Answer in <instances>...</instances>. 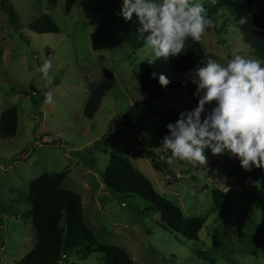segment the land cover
Returning <instances> with one entry per match:
<instances>
[{
  "label": "rangeland",
  "instance_id": "rangeland-1",
  "mask_svg": "<svg viewBox=\"0 0 264 264\" xmlns=\"http://www.w3.org/2000/svg\"><path fill=\"white\" fill-rule=\"evenodd\" d=\"M42 15L57 32L30 29ZM212 19L215 27L200 41L204 57L175 74L167 59L149 63L145 48H134L124 30L97 12L93 0H0V114L12 106L18 112L16 135L0 139V264L22 260L34 246L28 185L43 173L56 172L66 173L60 187L80 196L84 222L96 242L123 248L134 264H264V169L255 180L259 186L252 188L250 171L233 174L237 159L228 154L206 149V165L163 160L166 173L156 171L138 150L142 137L160 158V115L168 108L180 114L192 99L186 90L169 87L163 97L147 102L136 73L187 83L189 73L209 57L220 63L236 54L258 58L232 16ZM46 59L53 65L50 85L39 72ZM108 75L114 85L93 118H87L88 94ZM48 91L54 94L51 104L45 100ZM112 155L127 157L184 217L205 218L198 240L168 233L159 226L158 213L143 210L146 202L106 188L102 176ZM213 187L228 193L225 213L214 209ZM89 249L84 244L70 250L57 264H102V254Z\"/></svg>",
  "mask_w": 264,
  "mask_h": 264
},
{
  "label": "trees",
  "instance_id": "trees-1",
  "mask_svg": "<svg viewBox=\"0 0 264 264\" xmlns=\"http://www.w3.org/2000/svg\"><path fill=\"white\" fill-rule=\"evenodd\" d=\"M98 13L107 14L109 19L116 23L124 32L126 38L134 48L144 47V37L141 35L135 14L131 20H125L121 15L122 0H93ZM208 16L230 15L234 26L241 32L244 42L250 52L258 58L264 59V0H204ZM12 9H10L11 12ZM247 17V23L240 25L237 21ZM30 29L37 33L57 32V26L46 15L40 16L30 24ZM146 35V34H144ZM186 51L178 56H169L168 67L171 72L181 74L192 68L205 55V48L201 42L187 41ZM136 81L145 90L147 102H152L166 94L169 87H178L186 90L192 104L186 111L193 110L198 105L199 97L194 95L196 86L190 82L170 83L162 87L158 77L153 78L149 71L135 74ZM114 85L112 75L99 81L88 94L84 115L93 118L106 92ZM212 104L205 105L206 112H210ZM179 113L173 109H166L159 117L157 124V138L162 141L168 135L167 125L175 123ZM204 114H202V119ZM18 112L16 106L5 109L0 114V139L13 138L17 132ZM138 150L142 156L148 158L158 172L169 173L166 162L145 147L144 139H138ZM237 167L233 174L238 175L243 169L237 160ZM261 168L253 167L250 170L252 188L256 183ZM232 175L230 172L225 171ZM66 173H43L30 181L28 185L29 213L34 230L35 243L32 249L25 254L22 260L13 264H57L62 256L73 249H79L88 244L89 251L102 254V264H134L128 253L117 245L98 244L93 232L87 228L82 213V201L75 192L60 187ZM103 182L110 191L123 197H135L146 202L145 212L159 214V226L168 233L177 235L189 241L198 240V232L205 218L184 217L182 210L165 197L158 194L151 182L143 173L136 169L125 156L112 155L102 176ZM252 192V191H251ZM253 193V192H252ZM214 209L225 213L228 208V193L217 187L211 189ZM244 194H247L245 192ZM254 194V193H253ZM254 201L259 203L256 195ZM256 204V203H255Z\"/></svg>",
  "mask_w": 264,
  "mask_h": 264
},
{
  "label": "clouds",
  "instance_id": "clouds-1",
  "mask_svg": "<svg viewBox=\"0 0 264 264\" xmlns=\"http://www.w3.org/2000/svg\"><path fill=\"white\" fill-rule=\"evenodd\" d=\"M133 14L141 25L149 63L184 53L189 39L200 42L215 27L204 0H122L120 15L131 20ZM247 21L241 17L237 23L245 25ZM52 68L48 59L39 66L49 85ZM189 76L196 86L198 105L167 125L169 134L162 139L160 158L169 164L206 165L208 149L213 155L235 157L246 171L264 169V59L236 54L227 63H220L209 57ZM158 82L162 87L170 83L163 74ZM45 100L54 102L52 91L45 93ZM213 102L214 107L206 112L205 105Z\"/></svg>",
  "mask_w": 264,
  "mask_h": 264
},
{
  "label": "built area",
  "instance_id": "built-area-1",
  "mask_svg": "<svg viewBox=\"0 0 264 264\" xmlns=\"http://www.w3.org/2000/svg\"><path fill=\"white\" fill-rule=\"evenodd\" d=\"M65 258V255L62 256V259Z\"/></svg>",
  "mask_w": 264,
  "mask_h": 264
},
{
  "label": "crops",
  "instance_id": "crops-1",
  "mask_svg": "<svg viewBox=\"0 0 264 264\" xmlns=\"http://www.w3.org/2000/svg\"><path fill=\"white\" fill-rule=\"evenodd\" d=\"M66 256V255H65Z\"/></svg>",
  "mask_w": 264,
  "mask_h": 264
}]
</instances>
